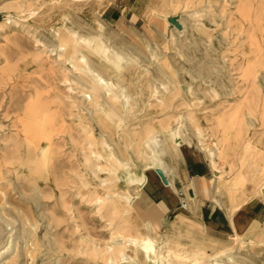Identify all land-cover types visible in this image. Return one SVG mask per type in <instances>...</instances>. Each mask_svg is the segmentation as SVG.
I'll use <instances>...</instances> for the list:
<instances>
[{
	"label": "rangeland",
	"instance_id": "1",
	"mask_svg": "<svg viewBox=\"0 0 264 264\" xmlns=\"http://www.w3.org/2000/svg\"><path fill=\"white\" fill-rule=\"evenodd\" d=\"M61 40L80 48V65H97L123 86L116 114L105 107L81 120L71 115L68 85H79L64 79L56 60ZM38 91L58 112L49 122L53 151L30 170L19 163L25 148L17 124ZM101 128L105 143L94 138ZM151 128L166 150L161 164L137 144ZM246 142L257 160L238 158ZM209 148L224 153L216 165ZM186 161L198 162L205 176L184 181ZM260 173L264 0H0V264H151L143 250L112 253L143 232L159 239L166 233L182 264H264V223L252 214L264 203L253 189ZM232 174L239 178L229 190ZM169 181L189 202L176 209L171 231L133 201L141 185L156 194L157 183ZM243 190L256 200L238 206L242 197L233 194ZM204 202L225 231L217 238L207 236L198 216Z\"/></svg>",
	"mask_w": 264,
	"mask_h": 264
},
{
	"label": "bare ground",
	"instance_id": "2",
	"mask_svg": "<svg viewBox=\"0 0 264 264\" xmlns=\"http://www.w3.org/2000/svg\"><path fill=\"white\" fill-rule=\"evenodd\" d=\"M66 37L67 36L64 35V38ZM91 39L92 38H85L84 40L87 43H90ZM59 47H61L62 50L60 51L57 50L58 51L57 55L59 59H56V60L65 69V72H67L68 74V76L65 75L66 77H64V79L75 81L79 85V86L68 85L69 88L73 90V93L68 94V95H70V97L72 98V102L70 103L72 110L71 109L69 110H71L70 113L71 115H73L74 119L81 120L83 112L93 113V111L105 109V107L110 113L116 114L115 110H117V107H118V104L116 103H119L120 101L119 97L121 96L122 92H124L123 86L119 87L118 83H112L111 81L106 79L105 76L102 74L103 72L99 68L96 67L97 65L95 66L88 62L86 63L87 65L85 66L80 65L79 62L80 60L82 61V59H84V56L77 54L80 50V48L77 45L73 44V45L67 46L61 40V46ZM96 47L92 45V48L97 49ZM215 51L216 53H219L217 49H215ZM242 51H243L244 56L247 55L246 49H243ZM219 56H222L223 59L226 57L225 54L219 55ZM108 57L109 55L106 53L104 55V59L109 60ZM218 60H219V57H218ZM210 61H212V58ZM248 62L250 61L248 60ZM193 63L195 64V62ZM210 63L211 62H209L208 64H205V69L207 71H210ZM112 69L113 68H111V70ZM121 69H122L121 66H117L115 70L117 71V73H119ZM51 100L50 102H52ZM125 103L127 104V101ZM125 103L123 102V106L125 105ZM52 104L53 103L48 104V101L42 99L41 93L38 91L36 95L32 98V100H30L24 107L23 116L20 118L19 123L17 124V127H18L17 134L19 137L22 138L21 146L25 148V154L20 157L19 163L23 167L29 168L30 170L35 169L36 160L39 157H44L47 155L48 151H51V152L53 151L52 150L54 148V143H53L54 140L52 137L53 126H49V122H51L50 120H52L53 117L57 115L56 113L58 111L57 109L53 108L54 106ZM90 119L93 121V123H95V118L93 117V115L90 116ZM93 133H94L93 130L89 131L88 136L92 135ZM105 135H106L105 131H103L101 128L99 130L98 136L94 134V138H99V139L101 138L102 141L104 142L106 141L104 139ZM139 137L140 138H138L137 144L141 146V148L149 149L152 155L151 156L152 160L157 162L158 164H161L162 163L161 155L166 154V150L163 149V147H161L162 145L158 143V138L154 134V130L151 128L150 130H147L144 133H140ZM95 145H96V141H94L93 139H89L88 146L90 147V146H95ZM249 147L250 146L248 142H246L244 146L236 150V152H238L237 156L239 155L238 158H240V160H246L244 162H247V163L248 161L253 160L254 158L257 160L259 156L258 152L255 153L254 155V153L250 151ZM91 149L94 151L93 148ZM209 153L211 155V162L215 163V165L219 161V160L218 161L216 160L217 157H219V159H222L224 157V156L222 157L224 153L221 149H219V152L216 153L214 152V149L209 148ZM101 168L106 169V166L105 165L101 166ZM215 171L219 179L223 177L224 174L221 173L218 168ZM93 172L95 171L93 170ZM143 175H144L143 179L145 181V173ZM237 178H239V176L237 177L236 175L232 174L225 179L227 183L226 187L229 190H233L230 187L237 185V182H238ZM253 184H254L253 189H254L255 195L258 192L260 193L261 191L264 193V173L258 174ZM168 185L172 189L177 191L174 181H169ZM234 188H237V187H234ZM233 195H236L235 199H237L238 197H242L243 202H239L238 206L247 205V204L249 205L253 203L254 200H256L254 198L255 195L250 197L247 195L246 191H244L241 195H239V193H236V192ZM106 197L107 198L110 197V194L107 193ZM120 197H124V196H120ZM185 197L186 196H184L181 199L183 208L189 207V202ZM20 210L22 211V208H20ZM23 214H25V216L27 217L28 213L23 212ZM9 222H10V219H9ZM123 240L124 241H122V243H120L119 246H116L115 248H113L112 253H115V251H117V253L118 252L120 253V252H123L125 248H131L133 252L143 250V252H145L146 260L151 261V264H182L181 259H179L182 257V255L176 253L174 248L169 245L170 241L166 233L162 239L153 237L143 232L141 234L129 235L128 237H125ZM112 247L114 246L112 245ZM174 254L176 255L174 256ZM123 257H126V255L124 254ZM196 263H197L196 260L192 261V264H196ZM207 264H211V263H207Z\"/></svg>",
	"mask_w": 264,
	"mask_h": 264
},
{
	"label": "crops",
	"instance_id": "3",
	"mask_svg": "<svg viewBox=\"0 0 264 264\" xmlns=\"http://www.w3.org/2000/svg\"><path fill=\"white\" fill-rule=\"evenodd\" d=\"M205 174L206 169L200 167L198 162L186 161L182 164L180 176L189 184L203 178ZM154 190L156 194L151 189L141 185L133 196L134 205L140 210L148 211V213L157 212L156 218H158L161 228L168 225V230L171 231L170 225L176 219L178 215L176 209L182 204V201L177 198L176 193L170 186L161 182L157 183ZM180 213L183 214V211ZM252 214L257 222L264 223V203L258 201L254 204ZM171 216L174 218L172 219ZM198 216L204 222V228L209 238H217L218 233L225 232L215 223L212 205L204 202L198 211Z\"/></svg>",
	"mask_w": 264,
	"mask_h": 264
},
{
	"label": "water",
	"instance_id": "4",
	"mask_svg": "<svg viewBox=\"0 0 264 264\" xmlns=\"http://www.w3.org/2000/svg\"><path fill=\"white\" fill-rule=\"evenodd\" d=\"M159 172L162 174V171L161 170Z\"/></svg>",
	"mask_w": 264,
	"mask_h": 264
}]
</instances>
